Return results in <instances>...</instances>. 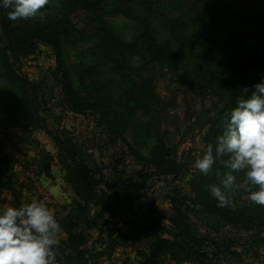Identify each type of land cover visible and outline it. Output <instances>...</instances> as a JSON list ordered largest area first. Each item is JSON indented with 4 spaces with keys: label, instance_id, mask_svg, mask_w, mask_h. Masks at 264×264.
Wrapping results in <instances>:
<instances>
[{
    "label": "rangeland",
    "instance_id": "obj_1",
    "mask_svg": "<svg viewBox=\"0 0 264 264\" xmlns=\"http://www.w3.org/2000/svg\"><path fill=\"white\" fill-rule=\"evenodd\" d=\"M145 1L105 0L109 10L89 13L76 10L69 16L82 33L75 45L62 47L64 66L71 78L82 73L76 67L77 56L95 45L91 34L97 19L109 20L120 37L128 38L134 27L127 18ZM166 4L170 5L168 9L161 12L156 6L157 13L154 12L164 20H177L178 11L188 16L191 14L188 10H192L217 21L219 30L201 34V41H216L221 45L229 32L236 30L243 33L246 44L255 45L259 52L264 51L261 34L254 26L255 21H264V0H203L200 6H193L192 0H167ZM239 14L249 19L242 21L237 17ZM231 16L234 19L228 20ZM1 18L5 16L0 14ZM44 19L39 12L30 20L43 22ZM18 21L10 20L9 23L15 27ZM2 34L0 27V164L5 177L11 179L12 187L0 191V207L19 206L35 198L54 212L57 221L68 214L75 195L66 182V170L57 156L58 138L75 149L77 160H83L97 176H103L106 184L103 182L101 187L109 195L112 190L105 185L124 187L119 201H110L114 216L110 214L102 220V224L113 223L106 225L111 232L107 230L99 240L95 237L96 253L91 252L88 264H146L144 257L150 253L155 239L174 238L176 231L169 228L168 221L173 218L182 219L188 231L207 240L209 246L205 250L210 258H217L215 264H264V229L257 227L259 223L240 226L218 223L210 215L200 213V208L192 202L190 184L197 171L194 160L205 148L204 138L212 121L228 103V77L221 64L213 67L214 84L206 91L193 92L178 80L183 72L181 67L169 71L166 65L143 62L136 55L119 58L134 82L132 93L139 95L143 87L147 90L144 81L152 80L156 97L143 101L150 108L144 118L149 123V131L143 136L137 134L132 125L124 131L116 126L111 130L110 123L103 124L93 111L74 112L62 93V75L57 72L53 48L33 41L31 48L17 43L16 48L5 52ZM218 60L223 65L228 63L222 53L218 54ZM13 98L20 100L21 107L18 103L16 107L11 106L9 99ZM26 112L34 119L27 130L20 126ZM155 147L166 148L167 159L153 155ZM167 161L182 165L181 172L176 176L162 175L165 167L169 168L165 164ZM140 186H143L141 190ZM230 196L239 204L250 202L243 190L231 192ZM93 210H98V206H92ZM140 212L143 218L153 212L150 226H154L146 231L130 232L127 241L122 240V235L116 236L123 226L130 231L127 222L141 220ZM162 216L166 219L161 220ZM64 232L61 229L58 234V245L66 239ZM110 238L115 244L112 250L107 247ZM91 248L92 245L87 249ZM153 264L178 263L171 255L164 254Z\"/></svg>",
    "mask_w": 264,
    "mask_h": 264
},
{
    "label": "trees",
    "instance_id": "obj_2",
    "mask_svg": "<svg viewBox=\"0 0 264 264\" xmlns=\"http://www.w3.org/2000/svg\"><path fill=\"white\" fill-rule=\"evenodd\" d=\"M150 1L141 3L138 10L129 14L127 19L134 28L130 30L128 38L120 37L109 20L97 19L95 31L91 34L95 45L77 56L76 67L80 68L82 73L75 78H71L65 69L62 47L75 45L82 33L75 28L69 16L76 10L85 12L109 10L110 6L105 0H50L49 4L40 11L45 17L43 22L31 21V18L19 19L18 26L15 27L9 23L8 10L0 8V14L5 16L0 19V27L3 30L1 41L5 44V52L16 48L18 44L31 48L33 41L50 45L56 57L57 72L62 75V93L74 112L93 111L99 115L103 124L110 123L111 130L116 126L124 131L132 125L134 131H137V134L142 133L143 136L149 131V123L144 121V118L150 110L148 104L143 101L156 97L152 80L145 79L147 90L138 86V89H142H139V95H135L132 93L134 82L131 80V74L119 58L127 59L136 55L143 62L166 65L169 71L181 67L183 72L178 80L193 92L206 91L211 84H214L213 67L215 64H221L228 77V103L218 112V118L212 121L205 135L206 147L207 144L214 143L221 133L227 114L244 95L243 89L247 87L252 90L253 84L258 83L257 80L264 79V51L259 52L255 45L246 44L243 33L236 30L229 32L221 45L216 41H201V34H213L219 30L216 20L210 19L202 12L192 10H188L191 13L188 16L178 11L177 20H164L154 12L156 6L161 12L168 9L170 5L166 4L167 0ZM192 2L193 6H200L203 0H192ZM125 13H129L128 9ZM237 17L242 21L248 18L245 14H239ZM232 19L233 16L228 18V20ZM254 26L261 34L264 44V21H255ZM220 53L228 59L227 64L223 65L218 60ZM9 100L13 107H16L17 103L19 107L22 105L16 98ZM33 124L34 119L29 113L24 114V121L21 125L19 123L20 126H25V130ZM112 134L116 135L117 132ZM56 141L57 156L66 170V182L71 187L75 200L71 203L68 214L58 221L61 229L65 231L66 239L61 242L63 246L59 244L53 249L55 262L56 264H88L92 257L91 252L96 253L94 251L96 241L92 243L91 249H86L85 246L90 241L93 231L98 232L97 240L101 239L107 230L111 232V228L106 225L113 223L102 224V220L111 214L110 201H119L118 197L124 187L118 184L105 185L112 190L109 195L107 190L101 187L104 182L103 176H97L98 174L94 173L87 163L77 160L74 147L72 150L65 141L58 138ZM153 155L167 159L169 154L166 148L155 147ZM165 164L169 168L165 167L162 175L176 176L182 170L180 164L169 161ZM2 170L0 164V191L12 187L11 179L5 177ZM227 171L228 169L220 164L214 165L207 175H203L197 169L190 184L193 193L192 202L200 208V213L210 215L211 219L218 223L230 226L259 223L257 227L264 229V206L246 201L239 204L232 200L230 207L220 208L217 206L218 202L209 194L208 185H219ZM237 175L242 176V174ZM142 188L143 186H140L139 190ZM92 206H98V210L92 211ZM140 214H142L139 216L141 220L127 222L130 223L128 224L130 231L123 226L117 230L116 236L122 235V240L127 241L130 232L146 231L154 226H150L153 224V212L144 218L143 212ZM161 218V220L166 219L163 216ZM168 221L169 228L176 231L174 238L155 239L150 253L144 257L146 264H153L164 254L171 255V259L178 264L216 263L217 258H210L205 250L209 246L207 240L188 231V226L182 219L173 218ZM155 224L160 225L156 222ZM114 226L118 227L116 224ZM107 247L110 250L115 247L112 238Z\"/></svg>",
    "mask_w": 264,
    "mask_h": 264
},
{
    "label": "clouds",
    "instance_id": "obj_3",
    "mask_svg": "<svg viewBox=\"0 0 264 264\" xmlns=\"http://www.w3.org/2000/svg\"><path fill=\"white\" fill-rule=\"evenodd\" d=\"M50 0H0L8 19L35 17ZM227 114L214 143L203 148L194 167L207 175L216 164L228 171L220 184L208 185L220 208L230 207L231 192L243 190L247 199L264 206V79L243 89ZM242 174L238 181V175ZM61 225L54 212L38 199L0 207V264H55Z\"/></svg>",
    "mask_w": 264,
    "mask_h": 264
},
{
    "label": "crops",
    "instance_id": "obj_4",
    "mask_svg": "<svg viewBox=\"0 0 264 264\" xmlns=\"http://www.w3.org/2000/svg\"><path fill=\"white\" fill-rule=\"evenodd\" d=\"M96 235L98 236V232L97 231H93L92 232V237H91L90 241L88 242V244L85 247L86 249L91 247L95 237H97Z\"/></svg>",
    "mask_w": 264,
    "mask_h": 264
}]
</instances>
